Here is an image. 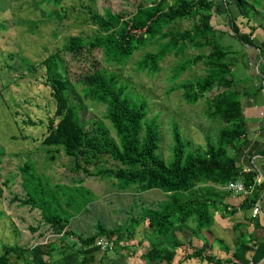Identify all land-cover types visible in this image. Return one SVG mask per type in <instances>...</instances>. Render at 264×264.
Listing matches in <instances>:
<instances>
[{"label":"trees","instance_id":"obj_1","mask_svg":"<svg viewBox=\"0 0 264 264\" xmlns=\"http://www.w3.org/2000/svg\"><path fill=\"white\" fill-rule=\"evenodd\" d=\"M44 1L63 7L65 0ZM247 2L154 0L151 4H138L126 12H115L108 8L102 13L91 4L86 7L87 18L96 26V32L91 36L70 35L59 51L74 57L84 55L90 62L91 68L79 74L77 82L82 86L86 98L106 106V118L110 120L116 136L101 120L94 121L89 128L81 121L78 107L69 102L66 93L72 83L60 72L59 65L64 59L59 51L39 62L24 60L23 70L29 73L43 67L42 76L56 100V110L49 118L47 131L41 140L45 146H54V151L63 150L75 167L87 176L117 180L114 184L121 189L135 185L139 194L158 188L167 194V198L158 205H141V215L132 214L123 225L112 226L100 221L97 230L82 234L73 230L70 224L77 214L73 212H77V208L86 211L92 200V191L83 185L85 178H74L73 187L60 183L53 185L31 173L33 166L25 163L21 167L25 175L24 191L12 192L8 198L3 196L0 184V217L4 215L3 198L10 205L16 202L21 207L36 210L35 222L28 225L36 238L24 244H3L0 264H93L101 249L97 245L98 239H101L99 237H106L108 247L114 249L118 243L131 240L143 223L153 228L146 238L150 247L141 254L145 261L187 264V258H198L206 260L208 264H232L231 260H224L214 253H204L207 243L176 262L174 258L181 242L175 238V233L186 226L201 231L210 230L214 226L216 213L226 215V212L234 214L244 208L252 209L263 197L264 182L255 184L258 170H247L238 161L249 137L241 100L247 92L237 87L233 62L229 60L230 52L217 39V29L212 23L215 11L219 15L224 14L235 37L243 44L261 49L259 72L264 77V48L258 46L254 39L257 27L251 26L250 32L243 31L237 22V15L232 13V6L235 5V9L250 21ZM62 11L57 14L61 20L70 12L66 8ZM186 17L195 20L189 28H170L173 23ZM153 44L156 48L145 51L137 61L138 70L158 73L161 63L169 54L184 57L189 48L207 50L185 57L176 66L173 78L177 79L185 70L199 63L205 65L204 75L183 81L174 89L178 87L183 90L185 99L191 104L206 97L207 117L212 120L219 118L224 122L216 141L208 136L206 146L195 149L189 148V142L184 140L176 126L173 133L174 157L170 162H166L159 153L161 125L157 118L148 119L147 101L129 94L119 75L107 72L92 57L94 51L99 49L108 63L125 65L138 50ZM23 122L36 124L31 119ZM3 156L0 153V165ZM104 156H109L116 165L99 166L107 160L102 158ZM50 158L54 159V152ZM91 166H95V169L92 170ZM231 180H242L248 186L255 184L253 192L239 206L228 205L222 201V195L219 203L217 192L203 185L210 182L216 186H226ZM8 183L6 181L5 185ZM262 228L263 225L258 223L257 229ZM257 229L254 237H251L255 246L242 238L236 239L233 255L240 261L239 264H257L264 258V237ZM144 241H141L142 244ZM249 250H253L250 256L247 255ZM107 264L115 262L108 261Z\"/></svg>","mask_w":264,"mask_h":264},{"label":"rangeland","instance_id":"obj_2","mask_svg":"<svg viewBox=\"0 0 264 264\" xmlns=\"http://www.w3.org/2000/svg\"><path fill=\"white\" fill-rule=\"evenodd\" d=\"M153 1L65 0L63 7H58L44 0H0V153L4 154L0 165V184H2L3 196L9 198L12 196V192L24 191L25 175L22 173L21 167L25 163L33 166L31 173L37 174L43 181H49L53 185L60 183L73 187L74 178L84 177L83 185L92 191V200L87 205L86 211H84L85 209L80 211V208H77V212H73L77 214L70 224L73 230L82 234H91L97 230L96 226L100 221L112 226L123 225L127 223L132 214L141 215L142 206L158 205L159 202L167 198V194L158 188L139 194L135 185L121 189L118 184H114V181L117 180L87 176L75 167L71 158L63 150L54 151V146H45L41 140L47 131L49 118L54 115L56 110V100L42 76L43 67L34 73L23 70L24 60L39 62L47 55L58 52L70 35H93L96 32V26L87 18L86 9L89 4L101 13L108 8L115 12H126L138 4H151ZM246 4L250 11V21H248V17L245 18L235 9V5L232 6V13L237 15V22L243 31L250 32L251 26L259 28L258 32L256 31L258 40L262 44L259 46L264 48V0H248ZM75 7L76 9H74ZM63 8L69 9L70 12L67 17L64 16L61 20L57 14L63 12ZM52 14L54 15L52 16ZM194 22V19L186 17L173 23L170 28L173 30L185 29ZM212 23L217 29L215 33L217 39L230 52L229 60L233 62V77L237 81V87L248 86L251 88L254 79L251 75L247 76L246 71L243 74V68L238 62L244 60L247 64L249 54L245 51L256 46L243 44L235 37L228 18L224 14L219 15L215 11ZM155 48L156 45L153 44L138 50L125 65L108 63L99 49L94 51L92 57L107 72L118 74L122 83L128 87L129 94L136 95L138 100L147 101L148 119L157 118L161 125L159 153L166 162H170L174 157L173 133L176 126L184 140L189 142V148L195 149L197 147L204 148L208 136L216 141L224 122L219 118L212 120L207 117L206 97L191 104L185 99L183 90L178 87L174 89L183 81L195 80L204 75L205 65L199 63L192 69L185 70L177 79L173 78L176 66L185 57L195 56L198 53L207 52V50L189 48L184 57L174 53L169 54L161 63V71L158 73L138 70L137 61L145 51ZM256 49L257 47L255 51ZM260 52L261 49L257 59H254L251 65L254 75L262 76L264 82L263 75L259 72L261 60L258 59V56ZM59 53L61 56L63 55L64 59L59 65L60 72L72 83L66 93L69 102L78 107L81 121L89 128L94 121L101 120L110 128L112 135L116 136L110 120L106 118V106L86 98L82 93V86L77 82L79 74L84 73L87 68H91L90 62L84 55L74 57L70 53L61 51ZM11 55L13 56L11 57ZM241 100L244 101L245 97L242 96ZM29 119L35 121L36 124L30 125L23 122V120ZM249 124L251 125V123ZM23 135L28 137L23 138ZM51 150L54 152V159L50 158L53 153L50 152ZM108 157H102L107 160L100 163L99 166H115L116 162ZM250 160L257 166L253 165L249 168L257 169L259 177H264V157L254 156ZM90 168L94 170L95 166ZM6 181L9 182L7 185H5ZM203 185L217 192L219 203L221 195L224 198L222 201L232 206L242 204L245 199L244 196L234 195L227 189V186H216L210 182H204ZM2 208L4 215L0 217V252L5 243L33 242L36 237L29 230L28 225L35 222L38 212L32 211L27 206L21 207L16 202L10 205L6 198H3ZM248 213L254 217V209L252 211L248 208L234 214L219 213L210 230L201 231L189 226L182 230H176L175 238L179 239L181 245L177 249L175 261L185 258L196 248H202L207 243L204 253H214L224 260H231L232 264H239L240 261L233 255L236 239L242 238V240L248 241L251 246H255L254 238L251 237L256 234L258 223L261 221L259 218L264 223V214L260 215L261 213H259V217L252 218L247 217ZM152 230L153 228L148 223L141 224L131 240L118 243L114 249L108 246L106 249L101 248L93 264L106 259L102 258V255L107 252L106 250L109 253L105 255L113 257L119 264H166V262H149L142 258L141 254L150 247L149 240L146 238ZM257 230L260 231L263 238L264 225L262 229ZM99 238H103L102 242L104 243L108 241L104 236ZM143 239L145 241L142 244ZM115 250L121 253H116ZM252 251L249 250L247 255H251ZM186 261L187 264H208L206 260L198 258H187Z\"/></svg>","mask_w":264,"mask_h":264},{"label":"crops","instance_id":"obj_3","mask_svg":"<svg viewBox=\"0 0 264 264\" xmlns=\"http://www.w3.org/2000/svg\"><path fill=\"white\" fill-rule=\"evenodd\" d=\"M258 29L259 28H257L256 30L257 32H258ZM256 31L254 33V39L257 45L259 46L262 44L258 40L259 39L258 33H256ZM255 48L256 47H250V49H248L249 52L248 50L245 51L246 53L249 54L247 56L248 57L247 64L245 63L244 60H242L241 62H238V64L242 66L241 68H243L242 69L243 74H244V71H246L247 76L251 75L254 79L251 88H249L248 86H243V88H240V86L238 87L241 91L247 92V94L244 95L245 100L242 101V105H243V112H244L247 125H248L247 127L249 129V137H248V140L244 144L241 154L238 157L239 163H241L245 169H248L250 166L252 167L253 165L257 166V164L253 163V161L250 160L251 157L252 159L254 156L264 157V152H263L264 151V85L262 86L264 82L262 81V76L254 75V70L251 65L253 63V60L257 59L258 52L260 51L259 47H257L256 51H255ZM249 123H251L252 126ZM250 154L252 155L251 157H250ZM258 202H260L261 210H262L260 215H263L264 214L263 212L264 211V205H263L264 197H262ZM244 210L245 208L239 211L243 212ZM217 215H219V213H216L215 218ZM249 216L252 217V214L248 213L247 217ZM259 221L261 225H264L262 219L259 218ZM115 252L121 253L118 250H115ZM107 253H109V251L105 252L102 255V258L104 257L106 259H102V262L100 263L97 262L96 264H107L108 261L109 263L110 261H114L115 264H119L116 261V259H114L113 257L105 255ZM257 264H264V258L260 260L259 263Z\"/></svg>","mask_w":264,"mask_h":264},{"label":"built area","instance_id":"obj_4","mask_svg":"<svg viewBox=\"0 0 264 264\" xmlns=\"http://www.w3.org/2000/svg\"><path fill=\"white\" fill-rule=\"evenodd\" d=\"M262 86H263V84H262ZM249 169H251V168H248V170ZM262 182H264V177L263 176L259 177V175H258L257 179L255 181V184H261ZM255 184L253 186H248L242 180H231L228 182V184L226 186H227V189L229 191H232V193L234 195H240V196H244L246 198L248 195H250L253 192ZM253 209H254V213H253L254 217L257 216L259 213H261L260 212L261 211L260 202H257L255 204V206L252 208V211H253ZM102 239L103 238H101L97 241V245L101 246V248H103V249H106L108 246V243H107V241L105 243L102 242Z\"/></svg>","mask_w":264,"mask_h":264}]
</instances>
